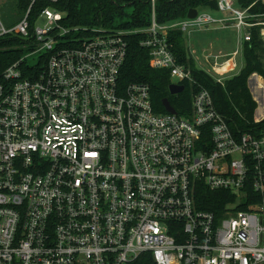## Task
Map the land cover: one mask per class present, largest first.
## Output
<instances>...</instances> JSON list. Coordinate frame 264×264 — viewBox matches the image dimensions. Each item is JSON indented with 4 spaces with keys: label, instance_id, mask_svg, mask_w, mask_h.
<instances>
[{
    "label": "built area",
    "instance_id": "1",
    "mask_svg": "<svg viewBox=\"0 0 264 264\" xmlns=\"http://www.w3.org/2000/svg\"><path fill=\"white\" fill-rule=\"evenodd\" d=\"M22 1L13 26L0 7V40L31 39L22 60H46L0 76V264H264V129L231 128L168 41L170 31L188 39L233 26L245 43L258 27L264 43V22L217 0L223 17L196 10L159 24L148 0L144 28L68 29L59 0ZM131 35L171 84L197 86L190 114L158 113L147 85L121 86ZM211 69L237 67L227 59ZM201 185L230 196L218 214L199 208Z\"/></svg>",
    "mask_w": 264,
    "mask_h": 264
},
{
    "label": "trees",
    "instance_id": "2",
    "mask_svg": "<svg viewBox=\"0 0 264 264\" xmlns=\"http://www.w3.org/2000/svg\"><path fill=\"white\" fill-rule=\"evenodd\" d=\"M236 5L245 9L249 8L256 0H235ZM264 4V3H263ZM260 3L257 7H263ZM41 2L39 6H41ZM38 6V7H39ZM43 6H48L44 3ZM63 14L61 24L63 27L72 28H106V29H141L149 25L150 5L148 0H59L52 5ZM27 8V3L18 0V10L21 13ZM130 13H127V10ZM207 10L217 12V0H156L155 12L159 24H169L183 20L188 11ZM249 13L254 11L249 8ZM36 11L32 12L30 22L33 24ZM19 17V19H20ZM127 18L125 23L116 25L118 19ZM251 40L243 47L245 66L237 76L225 82L223 86L204 71L195 68L194 61L190 58L186 46V36L180 31H170L168 41L172 46L177 63L188 66L199 88L207 90L216 109L226 118L233 129L248 130L250 127L264 129V120L254 123L253 115L256 103L251 100L247 90V79L253 73H263L261 58L264 46L260 40L258 29H251ZM78 36L69 34L64 40H70ZM141 35L127 36V56L120 72V83L124 88L129 84H145L149 87L153 108L158 113H164L162 100L168 99L171 106L180 115H188L191 112L192 96L196 87L184 84L181 94L172 96L168 92L171 84L169 71L153 69L149 63L148 51L141 47ZM31 39L22 40L12 37L0 40V76L10 65L20 61L22 71L39 70L46 60V56L39 59L35 67H30L22 60L27 53L25 44H30ZM22 60V61H21ZM224 192H211L204 186H199L196 200L199 208L204 211L218 214L224 205L230 200Z\"/></svg>",
    "mask_w": 264,
    "mask_h": 264
},
{
    "label": "rangeland",
    "instance_id": "3",
    "mask_svg": "<svg viewBox=\"0 0 264 264\" xmlns=\"http://www.w3.org/2000/svg\"><path fill=\"white\" fill-rule=\"evenodd\" d=\"M260 3L263 4L264 0H256L249 6V8L254 11L253 14L249 13L248 21L251 23L264 22V4L263 7H257ZM0 7L3 19L8 21L5 24L7 26L15 25L20 17V12L18 10V0H0ZM128 12L130 13L129 9L127 10V13ZM127 20V18L118 19L116 21V25L125 23ZM42 24L44 23L40 22L38 25ZM254 28L260 31L258 27ZM243 37L244 34L235 30H230L228 32L219 31L214 33H208L204 30L202 32H196L193 34V37L186 39V46L188 54L190 58L193 59L196 69L208 72L215 79L230 80L237 76L245 66L242 55H240L238 58V66L236 71L232 73L216 74L211 69V62H214L215 58L218 59L221 56L227 54L229 55L231 52L235 51L237 47H239L241 50L242 46L244 47ZM40 54L41 53L38 52L35 53V55L27 56L25 60L26 64L29 66L36 65L39 62ZM261 65L263 73L257 72L251 74L248 77L246 83L248 94L254 104L256 103V109L253 115L254 120L262 119L264 116V90L261 92L255 90V86L258 84V82H264V53H262ZM172 81L176 82L177 80L173 79Z\"/></svg>",
    "mask_w": 264,
    "mask_h": 264
},
{
    "label": "crops",
    "instance_id": "4",
    "mask_svg": "<svg viewBox=\"0 0 264 264\" xmlns=\"http://www.w3.org/2000/svg\"><path fill=\"white\" fill-rule=\"evenodd\" d=\"M259 1H261V0H259ZM235 3H236V1H235ZM237 7H239L238 5H236ZM239 8H241V7H239ZM214 14V16H217V17H223L221 14H216V12H214L213 13ZM206 32H208V33H214V32H221V31H224V32H228V31H230V30H235V31H237L235 28H233V26H228L227 28H218L217 26H215V27H213V28H206V29H204ZM204 30H201V32L202 31H204ZM198 32H200V31H198ZM246 32V30H241L240 31V33H242V34H244ZM258 33H260V31L258 30ZM192 37H193V35H192ZM259 37H260V35H259ZM244 44H245V42H244ZM243 44V45H244ZM236 51H238L239 52V54L236 56V57H234V58H232V54L234 53V52H236ZM228 55V54H227ZM227 55H224V56H221V57H219L218 59H214V62H211V67L213 66V64L214 63H216L217 61L218 62H220V61H222V60H227V59H229V60H231V62L232 63H234L235 64V66L237 67L238 66V58H239V56L240 55H242V57H243V46H242V49L240 50V48L239 47H237V49L235 50V51H233V52H231L228 56ZM243 59H244V57H243ZM202 71V70H201ZM226 81H228V80H226ZM261 82V81H260ZM260 82H258V84L255 86V90H257V91H259V92H261V91H263L264 90V86H263V81H262V83H260ZM263 118H264V116H263Z\"/></svg>",
    "mask_w": 264,
    "mask_h": 264
},
{
    "label": "water",
    "instance_id": "5",
    "mask_svg": "<svg viewBox=\"0 0 264 264\" xmlns=\"http://www.w3.org/2000/svg\"><path fill=\"white\" fill-rule=\"evenodd\" d=\"M196 14H197L196 10L191 9L188 11L187 18L193 19L196 16ZM183 91H184V86L174 85V84H171L168 86V92L172 96L181 94ZM162 106H163L165 112L170 113V114H176L175 109L171 106L168 99L162 100Z\"/></svg>",
    "mask_w": 264,
    "mask_h": 264
}]
</instances>
